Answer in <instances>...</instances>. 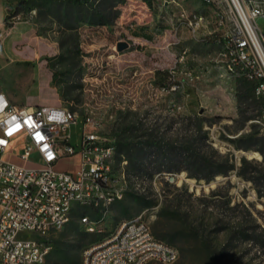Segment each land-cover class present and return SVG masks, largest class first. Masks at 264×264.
<instances>
[{"label": "rangeland", "instance_id": "rangeland-1", "mask_svg": "<svg viewBox=\"0 0 264 264\" xmlns=\"http://www.w3.org/2000/svg\"><path fill=\"white\" fill-rule=\"evenodd\" d=\"M20 1L0 0V90L16 103L67 106L82 118L91 116L88 129L124 143L153 137L166 145L193 141L212 169L233 165L210 181L186 169L157 173L155 163L149 173L127 174L124 198L108 211L72 212L66 226L48 234L53 248L43 264H81L86 247L137 215L178 249V259L169 264H264V155L233 141L250 131L264 134L262 103H242L241 113L239 79L220 75L218 38L228 17L202 0H125L108 24L90 25L78 21L76 10L60 20L45 0L25 4L17 14ZM183 12L203 14L208 28L193 31L188 19H176ZM258 23L264 31V18ZM119 41L129 47L119 52ZM38 71L40 94L27 99ZM54 72L59 95L48 83ZM72 130L76 142L79 130ZM5 159L24 164L18 156ZM58 166L75 169L77 157ZM83 216L96 221L97 229L87 230Z\"/></svg>", "mask_w": 264, "mask_h": 264}, {"label": "built area", "instance_id": "built-area-1", "mask_svg": "<svg viewBox=\"0 0 264 264\" xmlns=\"http://www.w3.org/2000/svg\"><path fill=\"white\" fill-rule=\"evenodd\" d=\"M202 1L229 21L218 38L220 75L251 82L254 95L264 101V31L258 23L264 18V0ZM183 17L193 31L208 28L203 14L183 12L176 19ZM90 123L91 116L82 118L67 106L22 105L0 90V264H43L53 248L48 234L66 226L76 206L106 212L124 198L128 161L122 155L118 162L116 138L88 129ZM73 127L79 130L76 142ZM73 156L75 169L58 166ZM30 161L37 166L25 164ZM81 222L89 231L97 229L88 216ZM178 257V249L157 238L137 215L86 247L81 264H169Z\"/></svg>", "mask_w": 264, "mask_h": 264}, {"label": "trees", "instance_id": "trees-1", "mask_svg": "<svg viewBox=\"0 0 264 264\" xmlns=\"http://www.w3.org/2000/svg\"><path fill=\"white\" fill-rule=\"evenodd\" d=\"M36 0H21L15 13L23 11L26 5H32ZM51 6L55 7V14L60 20L61 15H73L74 10L77 11L76 18L78 21H84L90 25H106L113 19L115 9V16H118L119 10L117 6L125 2V0H45ZM147 4H151V0H143ZM7 19V16L4 20ZM167 74V72H165ZM55 72L53 73V81L55 80ZM162 72H156V75H161ZM55 84V83H54ZM55 86H57L55 84ZM165 86V85H164ZM62 97L66 94L60 91ZM237 97L239 103V111L244 112L242 103L261 102L264 101L257 98L253 92V85L251 82L239 79L237 88ZM251 116H247L249 119ZM200 128L203 123V118H200ZM154 138V137H153ZM151 138L149 142L128 141L120 142L118 144V160L122 159V155L128 161L127 174L129 176L137 177L143 173H149L147 167L153 163L157 166L155 171L160 172H175L186 169L192 177L203 178L206 181L212 180L216 175H227L233 168V165H227L224 168L212 169V163L207 161L195 148L193 141L184 142L180 145H166L162 140H155ZM235 147L244 150H258L264 155V134H259L258 131H250L236 138ZM147 145L150 147H147ZM243 162L247 160L242 159ZM179 163V164H176ZM152 175V173H151ZM260 191L261 189L258 188ZM84 207L76 206L73 209L75 215L79 214ZM158 238V237H157ZM160 239V238H159Z\"/></svg>", "mask_w": 264, "mask_h": 264}, {"label": "crops", "instance_id": "crops-1", "mask_svg": "<svg viewBox=\"0 0 264 264\" xmlns=\"http://www.w3.org/2000/svg\"><path fill=\"white\" fill-rule=\"evenodd\" d=\"M6 16V15H5ZM3 23H4V21L1 23V25H3ZM39 76V71L37 72V77ZM52 75H51V73H50V76H49V78H48V83H49V85L50 86H52V87H54V89H56V92L58 93V95H59V92L57 91V88H56V86L53 84V82H52ZM40 88H41V83H40V79H39V77L37 78V84H36V86H35V91L34 92H32L33 94L32 95H29V96H27V99H29L31 96H39V94H40ZM8 96V95H7ZM9 98H11L10 96H8ZM11 100H13L12 98H11ZM59 100H60V96H59ZM14 101V100H13ZM15 102V101H14ZM19 104V103H18ZM22 105H48V104H44V103H40L38 100H36V101H29L27 104H22Z\"/></svg>", "mask_w": 264, "mask_h": 264}, {"label": "water", "instance_id": "water-1", "mask_svg": "<svg viewBox=\"0 0 264 264\" xmlns=\"http://www.w3.org/2000/svg\"><path fill=\"white\" fill-rule=\"evenodd\" d=\"M128 47H129V44L126 41L117 42V49L119 52L126 50ZM171 178L173 179L174 177L172 176Z\"/></svg>", "mask_w": 264, "mask_h": 264}]
</instances>
